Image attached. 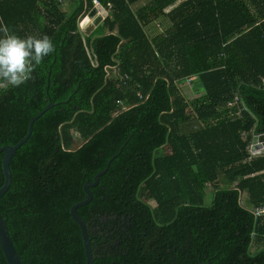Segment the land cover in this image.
<instances>
[{"label":"trees","instance_id":"trees-1","mask_svg":"<svg viewBox=\"0 0 264 264\" xmlns=\"http://www.w3.org/2000/svg\"><path fill=\"white\" fill-rule=\"evenodd\" d=\"M94 1L109 14L88 35ZM142 1L0 0V29L56 46L0 87V149L53 104L0 200L14 245L24 264H87L71 208L116 158L77 209L93 264H264V155L249 151L264 134V0Z\"/></svg>","mask_w":264,"mask_h":264},{"label":"water","instance_id":"water-1","mask_svg":"<svg viewBox=\"0 0 264 264\" xmlns=\"http://www.w3.org/2000/svg\"><path fill=\"white\" fill-rule=\"evenodd\" d=\"M100 12V14H98ZM109 14V11H107L101 4L95 5L92 9V11L89 13L87 18L84 20L82 26L85 29L86 34L91 35L92 29L94 27L99 26L104 18ZM89 20L93 21L92 25L87 26V22ZM53 108V104H49L38 116H35L32 118L30 122V127H29V132L26 138H24L19 145L14 146V147H3L0 149V155L4 154V159H3V172L5 176V182L3 187L0 189V200L1 198L7 193L11 186L12 182V174L10 170V164L13 160L14 157H16L18 151L27 143L30 138L32 137V132H33V126L34 123L49 109ZM252 152L254 153V156H262L264 155V134H259L254 136L252 140ZM116 158H114L109 165H107V168L105 169L104 172L99 173L95 177L94 182H87L84 185V190L85 193L87 194V198L83 200L82 202H79L75 204L71 208V216L73 219L78 222V224L81 227L82 230V235H83V240H84V247H85V252H86V258H87V264H93V255H92V250H91V245H90V239L89 235L87 232L86 224L84 220L77 215V209L79 207L85 206L89 204L93 200V193L91 191L92 188H96L99 185V180L101 177L105 176L107 172H109L112 163L114 162ZM0 245L1 248L4 252L5 258L8 262V264H24V261L22 260V257L20 256L16 245H14V242L11 238L8 225L6 221L4 220V217L2 216L0 212Z\"/></svg>","mask_w":264,"mask_h":264},{"label":"clouds","instance_id":"clouds-1","mask_svg":"<svg viewBox=\"0 0 264 264\" xmlns=\"http://www.w3.org/2000/svg\"><path fill=\"white\" fill-rule=\"evenodd\" d=\"M0 38V87H19L33 79V72L44 58L55 52L56 46L48 35L41 38H20L3 29Z\"/></svg>","mask_w":264,"mask_h":264},{"label":"crops","instance_id":"crops-1","mask_svg":"<svg viewBox=\"0 0 264 264\" xmlns=\"http://www.w3.org/2000/svg\"><path fill=\"white\" fill-rule=\"evenodd\" d=\"M151 1V0H150ZM150 1H148V2H150ZM143 2H145V0L143 1ZM147 4V2L146 3H139L138 5H137V8H136V10H138V9H140V8H142L144 5H146ZM98 14H100V12H98ZM105 19V18H104ZM104 21V20H103ZM92 20L90 21L89 20V22H87L88 24H87V26L88 25H92ZM169 26V23H168V21L167 20H165V19H160V20H158V21H156L155 23H152V24H150V26L148 27V29H149V34L152 36V37H155V36H157V34H160V33H164L165 32V29L167 28ZM98 27V26H97ZM97 27H94L93 29H92V32H91V34L96 30V28ZM84 29H86V28H84ZM183 89V93L186 95V94H190L189 96H188V98H193L195 95H197L198 93L193 89V88H191V87H185V88H182Z\"/></svg>","mask_w":264,"mask_h":264},{"label":"built area","instance_id":"built-area-1","mask_svg":"<svg viewBox=\"0 0 264 264\" xmlns=\"http://www.w3.org/2000/svg\"><path fill=\"white\" fill-rule=\"evenodd\" d=\"M55 1L58 2V3H63V2H65V0H55ZM94 3H95L96 6L100 4L98 1H94ZM190 81H191V80L188 79V82H190ZM240 104H242V101H241L240 97L235 95L234 99L231 100V101L228 103V106H229V107H234V106L238 105V107H239ZM243 111H244V108L238 109V112L236 113V115H237L238 117H241V114H242ZM249 149H250V150H249L250 153H251L252 155H254V153L252 152V146H251V148H249ZM256 213L264 214V206L257 208V209H256Z\"/></svg>","mask_w":264,"mask_h":264},{"label":"rangeland","instance_id":"rangeland-1","mask_svg":"<svg viewBox=\"0 0 264 264\" xmlns=\"http://www.w3.org/2000/svg\"><path fill=\"white\" fill-rule=\"evenodd\" d=\"M148 1H150V0H145V2L142 1L141 3H146V2L148 3ZM141 3H140V4H141ZM194 87H195V86H194ZM195 88H196V87H195Z\"/></svg>","mask_w":264,"mask_h":264}]
</instances>
